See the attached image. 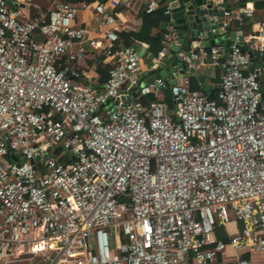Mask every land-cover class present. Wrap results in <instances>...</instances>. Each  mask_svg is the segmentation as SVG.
<instances>
[{
  "label": "built area",
  "instance_id": "obj_1",
  "mask_svg": "<svg viewBox=\"0 0 264 264\" xmlns=\"http://www.w3.org/2000/svg\"><path fill=\"white\" fill-rule=\"evenodd\" d=\"M262 1L206 0L195 48L169 25L147 71L169 65L174 45L185 68L147 83L117 11L163 9L171 22L168 2L99 1L90 37L78 13L91 3L0 0V264H252L244 254L264 253ZM88 54L104 57L103 83L80 66ZM206 70L220 72L216 97L192 88ZM229 248L241 253L225 258Z\"/></svg>",
  "mask_w": 264,
  "mask_h": 264
},
{
  "label": "crops",
  "instance_id": "obj_2",
  "mask_svg": "<svg viewBox=\"0 0 264 264\" xmlns=\"http://www.w3.org/2000/svg\"><path fill=\"white\" fill-rule=\"evenodd\" d=\"M97 2H99V0L92 2L91 6L89 8L81 9L78 13V21L87 26L88 35L90 37H95L98 35V27L95 24V22L93 21L94 6ZM36 3L43 8H48L49 4H50L49 0H36ZM167 6H168V4L164 3V8ZM34 12H35V10H34ZM117 13H118V15H117L118 16V27H119V30L121 33L131 32V33L135 34L141 30V28L143 26V21H144L143 20L144 13L141 12V10L139 12L134 11L128 6V4L123 3L121 5V7L118 9ZM257 16L259 18H264V1L259 2L257 5ZM163 21H166V19L162 20V22ZM162 22H161V24H162ZM161 24L159 27L153 28L152 35L156 36V38L162 42V37H163V34L165 31L161 29ZM161 33H162V36H161V38H159L158 36ZM185 34H186V31H183V33H181V36H185ZM181 36L179 35L177 40L183 39V37H181ZM184 38H185L184 43H187L188 40L191 39L190 36L184 37ZM131 41H132V44H135L136 46H138L140 50L143 47H145L147 49V52H146L147 55L153 52L152 48H151V44H149L148 42L138 41V40H133V39H131ZM79 64L87 72V74L89 76L97 77V79H99V81L101 83H103L105 81L106 76H107V63L104 60V57H96V56H94V54H88L87 57L79 60ZM144 72H148L147 71V65H146V62L142 61V73H144ZM203 73H204V77H205V74L210 75V77H208V76L206 77L207 79L205 78V80L208 83V85L210 86V88L205 89L202 86V84L200 83V81H199L198 87H199V89H202V90L204 89L207 92H211L213 89L218 87L219 80L215 79V77H217V76L215 75V73L210 72V70H206ZM143 81L146 82V79L143 78ZM165 96H167V94L164 96L162 95L160 97L161 98H163V97L167 98ZM168 100H170V103H172L171 98H168ZM239 226H241V224H239ZM227 234H228V232H227ZM227 252L230 253L231 255H235V257H237L241 253V251H236L232 248H229ZM244 256L245 257H251L252 258V264H264V253L254 252V253H252V255H251V253H246V254H244ZM235 257H233V258H235Z\"/></svg>",
  "mask_w": 264,
  "mask_h": 264
},
{
  "label": "water",
  "instance_id": "obj_3",
  "mask_svg": "<svg viewBox=\"0 0 264 264\" xmlns=\"http://www.w3.org/2000/svg\"><path fill=\"white\" fill-rule=\"evenodd\" d=\"M162 3L169 4L170 8L173 10L172 17L174 21L167 22L163 21L161 24V29L166 30L167 27L170 25L174 26V29L177 31L176 34L181 36V33L183 31H186L184 37L190 36L191 41H189L188 45L185 46V48L190 49L191 47L195 48L198 46V41L196 39V35L199 31L203 29H209L210 23L206 19L205 15L208 13L213 12L211 10L213 4L210 3L206 8H203V4L206 3V0H161ZM220 32L224 33L223 22L219 23ZM241 33V32H240ZM162 33L158 36L161 38ZM233 37H235V33H233ZM227 36L224 35L223 37L218 39V42L224 43L226 45L231 44V40L226 41ZM183 39L181 42H183ZM191 43V45H190ZM217 44V41L215 38L211 39V41L201 42V46H207V45H215ZM181 46L174 45L170 51L169 59L170 64L166 66L167 62H162L158 66H156L153 69H150L148 72L142 73V77L146 79L147 83H152L154 80L158 77L167 78L172 75V68L179 67V68H185V65L180 63L178 59L174 56L175 51H178ZM227 50L229 48L227 47ZM147 49L143 47L140 50V56L142 58V61L146 62L147 68H150L153 65V59L156 56V52H152L150 54H146ZM195 76L198 78V81L202 84V86L205 89H209L210 86L205 80V77L200 74V72L195 71ZM177 81L176 79H172L171 84H175Z\"/></svg>",
  "mask_w": 264,
  "mask_h": 264
},
{
  "label": "trees",
  "instance_id": "obj_4",
  "mask_svg": "<svg viewBox=\"0 0 264 264\" xmlns=\"http://www.w3.org/2000/svg\"><path fill=\"white\" fill-rule=\"evenodd\" d=\"M73 1H85V2H88V3H92V2H94L96 0H73ZM99 1L104 2V1H107V0H99ZM165 19H166V16L163 14V9H159V10L153 12V13H144V15H143V20H144L143 21V26H142L141 30L138 33H135V34H133L131 32H123V33H121V35H122V37L124 39V42L126 44H132L131 39L138 40V41H145V42H148L149 44H151L152 51L157 53L161 49V46H162L161 43L162 42L160 40H158L156 38V36L152 35V30L155 27H159L161 22H162V20H165ZM210 72L215 73V75L217 76V77L214 76L215 79L220 80V72L219 71L210 70ZM207 76L210 77V75L205 74V78ZM198 85H199L198 78L194 77V79L192 81V88L199 89ZM203 91L207 92L204 89H203ZM217 93H218V87L213 89L210 92V95L212 97H216ZM156 99H157V97L155 96V94H150V95L147 96V98H145V101L147 103H150L151 101H154ZM217 235H218L219 238H223V239H227L228 238V234L225 231V227H219L217 229Z\"/></svg>",
  "mask_w": 264,
  "mask_h": 264
},
{
  "label": "rangeland",
  "instance_id": "obj_5",
  "mask_svg": "<svg viewBox=\"0 0 264 264\" xmlns=\"http://www.w3.org/2000/svg\"><path fill=\"white\" fill-rule=\"evenodd\" d=\"M239 230V224L236 222H233L231 225H229L225 231L228 232L229 234H234L237 233ZM225 258H233L235 255H231L230 253H224Z\"/></svg>",
  "mask_w": 264,
  "mask_h": 264
}]
</instances>
